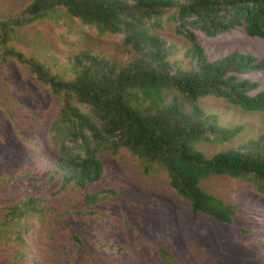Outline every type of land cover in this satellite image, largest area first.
<instances>
[{"label": "trees", "instance_id": "obj_1", "mask_svg": "<svg viewBox=\"0 0 264 264\" xmlns=\"http://www.w3.org/2000/svg\"><path fill=\"white\" fill-rule=\"evenodd\" d=\"M43 23L60 30L58 44L69 50L63 58L19 45L28 44L27 28ZM77 29L76 42L64 38ZM237 30L264 39V0H30L0 17V80L8 63L18 65L55 110L46 139L19 131L32 150L26 163L40 161L37 174L49 192L1 207V231L20 227L18 258L30 256L31 226H20L27 217L43 223L38 264H118L106 251L119 245L107 230L94 241L72 223H97L106 217L102 205L120 196L107 185V159L135 161L142 176L162 180L192 213L221 223L234 224L239 207L202 186L212 176L247 183L264 204V120L247 130L217 111L264 114V83L250 76L264 72V56L213 49L200 36ZM66 193L78 194L82 205L55 209V197ZM155 247L165 264H176L164 243Z\"/></svg>", "mask_w": 264, "mask_h": 264}, {"label": "rangeland", "instance_id": "obj_2", "mask_svg": "<svg viewBox=\"0 0 264 264\" xmlns=\"http://www.w3.org/2000/svg\"><path fill=\"white\" fill-rule=\"evenodd\" d=\"M29 1L0 0V17L14 14ZM52 25L43 23L27 28L25 38L28 44L19 45L41 58L47 59L51 55L63 58L69 50L58 44L60 30ZM78 31L66 33L64 38L76 42ZM200 36L213 49L226 52L229 48L238 47L259 57L264 56V39L249 37L241 30L214 39ZM81 40L85 42L86 38ZM250 76L264 83V72H251ZM217 111L233 121L247 123V130L258 129L264 120L262 113ZM8 112L18 120L21 129L17 128ZM54 116L50 96L18 65L8 63L0 80V231L2 206L30 194L39 197L43 191L49 192L43 185L45 175L37 174L36 163L40 161L35 160L31 166L26 163L32 150L20 138L19 131L30 139L34 135L46 139L47 126ZM34 155L40 159L42 153ZM107 163V185L116 188L120 196L112 203L102 205L106 217L97 223L79 219L76 222L72 220V223L78 232L94 241L103 237L104 230H107L108 238H113L119 245L106 251L118 264H165L156 251L155 244L159 242L175 255L176 264H264V204L255 198L253 188L247 183L230 176H212L202 182L204 188L239 207L235 223L225 224L203 214L192 213L189 205L162 180L142 176L135 161L107 159ZM53 204L60 212L82 205L75 193L55 197ZM124 216L130 220L129 224ZM20 224L31 226L27 235L30 256L25 260L18 258L21 248L17 246L15 237L20 227H7L0 234V264H38L35 256L42 250L37 245L41 243L43 223L26 217ZM74 251L75 248L72 249Z\"/></svg>", "mask_w": 264, "mask_h": 264}]
</instances>
